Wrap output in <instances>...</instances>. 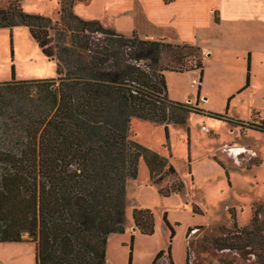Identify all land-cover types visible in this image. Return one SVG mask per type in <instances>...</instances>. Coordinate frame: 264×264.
Segmentation results:
<instances>
[{
    "label": "trees",
    "instance_id": "1",
    "mask_svg": "<svg viewBox=\"0 0 264 264\" xmlns=\"http://www.w3.org/2000/svg\"><path fill=\"white\" fill-rule=\"evenodd\" d=\"M59 4L54 23L24 12L16 0L0 7L11 59L12 29L25 27L41 54L56 60L57 75L17 80L11 66L10 80L0 82V126L13 124L0 144V243L28 242L27 234L35 264H105L108 236L125 232V185L137 178L139 160L151 184L176 173L166 157L128 138L131 119L162 124L165 134L167 123H184L189 113L230 119L167 97L164 71L192 70H199V97L202 61L164 66L161 54L172 44L135 32L124 36L75 15L72 1ZM246 60L245 84L237 92L249 85V53ZM249 128L264 133V124ZM182 188L176 181L158 192L168 197ZM131 219L140 235L153 234L150 210L134 209ZM163 221L171 239L173 229ZM129 248L131 264L133 236ZM166 254L173 264L170 247Z\"/></svg>",
    "mask_w": 264,
    "mask_h": 264
},
{
    "label": "rangeland",
    "instance_id": "2",
    "mask_svg": "<svg viewBox=\"0 0 264 264\" xmlns=\"http://www.w3.org/2000/svg\"><path fill=\"white\" fill-rule=\"evenodd\" d=\"M11 1L0 0V7ZM16 1L24 12L46 16L53 23L59 20V3L67 5L72 1L75 15L98 21L116 32L120 27L116 22L125 19L130 22V12L136 16L142 7L134 6L131 0ZM213 16L219 21V13L214 12ZM230 18L234 25L242 23L241 18ZM133 32L139 39L152 40ZM9 34L8 29H0V82L10 80L11 66L17 80L56 78V60L41 54L25 27L12 29L11 59ZM184 42L189 43H170L172 47L162 52L160 63L175 66L181 60L188 65L202 61L208 81L205 95L197 96L198 72H172L164 75L169 98L192 107L196 103L204 112L226 115L230 120L189 113L184 123H167L165 134L162 124L131 119L128 138L166 157L176 173L151 184L147 168L139 160L137 178H128L125 185L126 232L112 235L105 264H128L131 236L132 264H151L160 250L165 253L156 264H169L168 247L173 264H186V259L189 264H264V133L249 128L250 124H264V61L261 60L264 44L258 39V30L249 25L238 26L235 31L206 27ZM249 50L253 72L260 73V77L254 81L253 90L234 92L228 101L225 94L240 82L243 73L245 84ZM257 60L263 62L261 70L254 68ZM254 109L261 115L252 114ZM10 126H0V144ZM231 147L246 151L235 156L229 151ZM176 181L183 185L179 193L164 197L158 192ZM134 209H148L152 213L151 236L131 232ZM164 216L174 232L171 239ZM22 238L30 240L27 234ZM14 251L22 252L16 247L10 251L0 247V264L29 263L27 255L24 260L12 258Z\"/></svg>",
    "mask_w": 264,
    "mask_h": 264
},
{
    "label": "crops",
    "instance_id": "3",
    "mask_svg": "<svg viewBox=\"0 0 264 264\" xmlns=\"http://www.w3.org/2000/svg\"><path fill=\"white\" fill-rule=\"evenodd\" d=\"M134 6L141 5V9L136 14L130 12L129 20H119L115 24L119 25L118 33L122 35H127L133 31H137L140 34H144L152 40H164L168 43H189L184 42L191 37V34L200 32L201 29L204 30L206 27L216 26L217 28H225L227 30L235 31L238 26L243 27L249 25V27L256 28L258 30V39L264 44V0H131ZM133 10V9H132ZM214 12L219 13V21H215ZM230 17L241 18L242 23L234 25L233 19ZM238 20V19H237ZM235 20V21H237ZM234 21V22H235ZM228 23V24H227ZM188 34V35H187ZM195 38H193L194 40ZM218 40L215 36L214 41ZM196 41L191 42L195 44ZM250 51V50H249ZM250 80L249 86L244 91L253 90V83L256 78L260 77V73L256 74L252 69V52L250 51ZM247 53V54H248ZM262 53L261 60L264 61V51ZM246 59V58H245ZM263 62L258 63L254 68L262 69ZM199 73V70H192ZM189 72V71H188ZM172 73L171 71H164V75ZM181 74L183 72H176ZM199 77V74H198ZM245 74L243 73L240 82L227 94L225 98H228L234 92H237L240 87L244 84ZM166 79V78H165ZM207 78L204 75L202 82L200 83V97L205 95V87H207ZM197 88V83H196ZM243 91V92H244ZM232 96V95H231ZM167 97L168 96L167 90ZM252 114L259 113L257 110H253ZM251 114V115H252ZM251 119V117L249 118ZM248 119V120H249ZM241 120V119H240ZM247 121V120H246ZM230 152H233L235 156L240 153L245 152L244 148L235 149L231 147ZM131 229V228H130ZM126 232V229H125ZM124 232V233H125ZM131 232L138 233L133 227ZM112 233L107 238L106 244V256H107V246L113 237ZM0 247H5V251H10L11 248L16 247L22 252H15L12 258H20L24 260L26 255L30 257L28 264L34 263L35 256V244L32 242H19V243H4ZM25 250V251H23ZM27 251V252H26ZM158 252V251H157ZM156 252V253H157ZM155 253V254H156ZM155 256V255H154ZM133 257V255H132ZM106 260V259H105ZM133 263V258L131 264Z\"/></svg>",
    "mask_w": 264,
    "mask_h": 264
},
{
    "label": "built area",
    "instance_id": "4",
    "mask_svg": "<svg viewBox=\"0 0 264 264\" xmlns=\"http://www.w3.org/2000/svg\"><path fill=\"white\" fill-rule=\"evenodd\" d=\"M202 129H203L204 131H207L206 128H205L204 126L202 127Z\"/></svg>",
    "mask_w": 264,
    "mask_h": 264
}]
</instances>
